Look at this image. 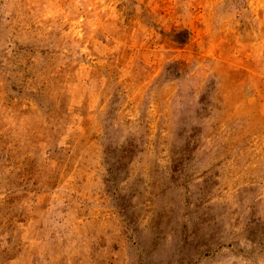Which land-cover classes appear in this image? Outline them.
<instances>
[{"label":"rangeland","instance_id":"374dc122","mask_svg":"<svg viewBox=\"0 0 264 264\" xmlns=\"http://www.w3.org/2000/svg\"><path fill=\"white\" fill-rule=\"evenodd\" d=\"M0 264H264V0H0Z\"/></svg>","mask_w":264,"mask_h":264}]
</instances>
